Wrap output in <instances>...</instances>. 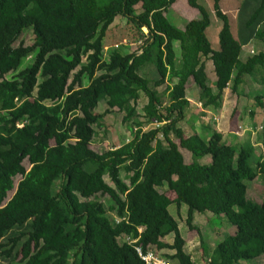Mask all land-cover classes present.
Here are the masks:
<instances>
[{
    "label": "trees",
    "instance_id": "16d2710c",
    "mask_svg": "<svg viewBox=\"0 0 264 264\" xmlns=\"http://www.w3.org/2000/svg\"><path fill=\"white\" fill-rule=\"evenodd\" d=\"M177 1L0 0V264L18 256L19 264H144L135 246L168 263L192 264L168 212L171 204L187 207L190 230L194 213L206 212L233 228L211 251L201 241L208 264L264 259V189L256 204L244 183L264 179V153L250 144H227L220 133L206 140L178 127L189 106V81L202 106L215 110L231 82L232 92L247 79L264 88V48L240 59L252 41L264 47V0L240 1L235 36L220 0H212L222 23L216 51L206 37L210 20L200 0H186L198 20L183 29L167 20ZM117 17L125 19L138 50L115 45L105 60L102 41ZM26 32L33 36L27 50L20 44ZM31 55L33 61L8 79ZM147 65L157 78L139 74ZM166 81L172 85L160 91ZM141 95L149 109L143 121L136 109ZM102 103L105 109L97 113L94 107ZM114 111L131 139L99 153L92 140ZM155 121L164 123L143 131ZM17 176L27 191L5 202ZM165 185L173 200L159 191ZM168 237L171 243L164 241ZM166 250L172 253L159 255Z\"/></svg>",
    "mask_w": 264,
    "mask_h": 264
},
{
    "label": "rangeland",
    "instance_id": "374dc122",
    "mask_svg": "<svg viewBox=\"0 0 264 264\" xmlns=\"http://www.w3.org/2000/svg\"><path fill=\"white\" fill-rule=\"evenodd\" d=\"M241 0H220V8L223 13H225L230 21V27L231 32L235 36L236 30H237V10L239 7V3ZM200 5H202L209 15L210 24L209 27L206 29V37L210 42L212 50H218L219 44H218V33L221 29V21L216 17V14L213 10V2L212 0H200ZM165 17L167 20L174 26H176L178 29H183L184 25L191 21V20H198L201 16L197 9L191 8L188 6L186 0H178L173 5L170 6L168 11L165 13ZM130 31L125 25V19L121 17H117L113 23V25L110 27L109 31L107 32L106 36L104 37L102 43L103 46H105L104 49V59L108 60V56L110 51L115 48V45L118 46V48H122L124 52L127 53H134L138 50V45L136 43H132L130 38ZM21 41V43H20ZM19 43L23 45L24 49H29L33 44V36L30 32H26L21 37V40ZM18 43V44H19ZM17 44V45H18ZM178 43H175V51L178 54ZM263 45L258 43L257 41H252L247 46L243 48V55L244 54H250L255 55L263 50ZM242 55V57H243ZM34 56L31 55L28 58L24 59L18 68V70L10 74L7 78L9 79L12 75L16 74L17 72L23 70L29 63L33 61ZM242 61H245L244 57ZM212 67V65H211ZM139 74L146 76L148 78H157V72L155 68L150 65L145 68H142L139 72ZM207 77L208 81L211 84H214L215 76L214 72L211 71V68L207 70ZM192 84L191 81L187 83V89H188V95L191 97L193 101H196V106L192 105L187 113L185 114V119L182 123L179 124V128L182 129L185 135H191L195 131H197L198 134H202L203 136L209 135L207 129L215 128L216 126L220 125V117L213 116V108L208 107L205 110H203L200 107L199 102H197L196 95L193 97V91L194 87H190ZM211 84V85H212ZM83 85H86V81L83 82ZM193 89V91H192ZM261 86H258L253 82L251 79H247L244 84H241L238 86L236 93L241 94L238 96L237 100H235V105L232 104V98H234V93L232 92V82L229 84V86L226 89V94L224 97V106L225 111L223 116H227L230 110V116L234 114V116H237L239 114V111H243L241 120L249 121V123L244 124V122H239L243 127L240 129V135L242 136L245 141H243L242 147L246 146V144L253 145L254 147V141L250 136H252V132L255 133L253 136H257L258 140L261 138H264V119L260 122L262 125L256 126L254 129L252 128L255 124L254 118L251 119L249 111L251 109V105L253 108H255L258 104V102L255 100L256 96H262L261 93ZM160 91L165 90L164 86H162ZM259 94V95H258ZM195 106V107H193ZM233 108V110H232ZM95 111L97 113H102L105 109L104 104H98L94 107ZM136 109L137 112L141 118V121H143L145 117V113L148 112V105L147 100L141 95L140 98L136 101ZM203 110V111H202ZM213 124V126H211ZM192 125H194V130H192ZM211 126V127H210ZM147 128H144L143 131L146 129L152 127L151 125H147ZM238 127V126H237ZM237 127L235 129H237ZM245 128H249V130H245ZM252 128V131L251 129ZM137 128L133 125V132H135ZM196 129V130H195ZM244 132V133H242ZM258 134V135H257ZM201 135V136H202ZM210 136V135H209ZM205 138V137H203ZM209 138V137H208ZM208 138H205L206 140ZM131 139V131L127 128L126 125L122 123L121 115L117 112H113L105 117V125L102 128L96 129V135L94 139L92 140L91 148L95 151H98L99 153H102L106 150H112L114 146L122 145L126 143L128 140ZM174 140V138H173ZM264 141V140H263ZM176 142V141H175ZM260 144L262 143V140H259ZM50 144H53L52 142ZM257 154H263L264 148L263 146H255L254 147ZM181 154L184 157V161L186 164L191 163V155L188 153V151L180 149ZM201 163H207V159L204 158L200 160ZM23 167L25 170H28L30 168L27 160L23 161ZM120 176L122 179H124V173L121 172ZM104 180L106 183L111 184L109 179L107 177H104ZM20 176H17L14 178V185L13 190L7 194V198L5 202H7L16 191L22 190L27 191V187L21 188L20 187ZM128 183V181H126ZM246 189H247V199L249 201H252L256 204H260L263 200V189H264V179L262 177H257L253 181H245ZM159 191L164 192L166 196L173 200L175 198L174 194L172 192H169L166 185L162 188H159ZM99 201V198H98ZM103 202L105 205H107L106 199H100V202ZM169 214L178 221V228L181 232L182 237L185 240V246L184 250L186 253H188L191 256L192 264H208L207 258L203 255V250L201 246V241L207 246L208 250L211 251L214 246L221 241L224 236L229 233L231 234L233 231V228L230 226V224L225 220L224 216H222L224 219L220 223H218L213 215L211 213H204V214H198L194 213L193 215V221L192 225L195 227L194 230L188 229V227L185 224L186 214H187V207L185 205H181L180 209L177 210L175 204H171L168 207ZM110 216V215H109ZM165 242L171 243L172 237H168L164 239ZM6 242V239L3 241ZM11 245H8L7 247L3 248L5 250L10 249ZM3 249L1 251H3ZM171 254V251H161L159 255L162 254ZM20 256H18L15 261L12 264H19ZM170 264H177L176 261L170 262ZM239 264H264V259L256 260L253 262H246L242 261Z\"/></svg>",
    "mask_w": 264,
    "mask_h": 264
},
{
    "label": "crops",
    "instance_id": "0c3cea01",
    "mask_svg": "<svg viewBox=\"0 0 264 264\" xmlns=\"http://www.w3.org/2000/svg\"><path fill=\"white\" fill-rule=\"evenodd\" d=\"M247 46V45H246ZM245 47V46H244ZM243 47V48H244ZM175 48V47H174ZM243 48H242V53H241V57H240V59L242 60L243 59V57H244V59L246 60L249 56H250V54L248 55L247 53L246 54H244L243 55ZM242 55H243V57H242ZM211 62H207L206 63V73H207V70L208 69H210L211 68V71L213 72V66L211 67ZM213 83V82H212ZM211 83V84H212ZM210 83H209V86L212 88V90L214 91V86H213V84L211 85ZM171 86L172 84H170V81H166V83L163 85L164 86V89H166V87L167 86ZM257 85V84H256ZM187 86L188 85H186V98H187V100H188V102H189V106H188V108H187V110H186V115H187V113H188V111H189V109H190V107L192 106V105H195L196 106V101H193L192 99H191V97H189V95L187 94L188 93V89H187ZM259 86V85H258ZM190 87H194V85H193V83L191 84V86ZM261 94L260 95H262V96H256V97H258L259 99L258 100H256L257 102H258V104H257V106L255 107V108H253V106H255L254 104L253 105H251L252 107H251V109L249 110V111H247L248 113H249V115H250V117H251V119L252 118H254V120H255V124L256 125H253L252 126V128L254 127H256V126H260V125H262L260 122L264 119V88L261 86ZM193 89H194V91H193ZM192 89V91H193V97L196 95L197 97H195L196 99H197V102H199L198 103V105L200 104V107L203 109V110H205L206 108L205 107H203L202 106V104L200 103V101H199V98H198V96H199V93H198V90L194 87ZM226 91V90H225ZM224 91V93H223V96L226 94V92ZM234 93V98H232V104H236L235 103V100H237V98H238V96H240L239 94H237L236 92H233ZM259 95V94H258ZM255 97V98H256ZM224 97L222 98V102H221V106H220V108L219 109H214L213 110V116H215V117H217V116H219L220 117V119H221V121H220V125H218V126H216L215 128L213 127L212 129H207V131H208V134L210 135L212 132H216V133H220L222 136H223V140L225 141V142H227V144H230V145H232V146H240V147H242V144H243V141H245V139H243L242 138V136H239L240 135V129L243 127L241 124H239V122H244V124H246V123H249V121H245V120H241V117H242V114H243V111H239V114H237V116H234V114H232L231 116H230V110H229V113L227 114V116L225 117V116H223L222 114H224L225 112H224V110H225V106H224ZM195 106H193V107H195ZM202 110V111H203ZM232 110H233V108H232ZM225 111H227V110H225ZM226 114V113H225ZM224 114V115H225ZM263 118V119H262ZM211 126H213V124H211ZM210 126V127H211ZM238 126V127H237ZM192 127V130H194V125H192L191 126ZM237 127V129H235ZM252 128H250L251 129V131H252ZM253 128V129H254ZM196 130V129H195ZM245 130L247 131V130H249V128H245ZM194 133H196V134H198L197 133V131H195ZM242 133H244V132H242ZM193 134V133H192ZM191 134V135H192ZM252 134L254 135L255 133H253L252 132ZM198 135H202V134H198ZM209 135H205V136H203V137H205V138H208L209 137ZM250 136V138H252V140L254 141V147L255 146H263V148H264V144H260V142H259V140H262V143H264V138H261V139H259L258 140V137L257 136ZM258 135V134H257ZM186 136H190V135H186ZM247 145V144H246ZM252 147H253V145H252ZM256 152V151H255ZM184 158V157H183Z\"/></svg>",
    "mask_w": 264,
    "mask_h": 264
},
{
    "label": "built area",
    "instance_id": "2783aa9c",
    "mask_svg": "<svg viewBox=\"0 0 264 264\" xmlns=\"http://www.w3.org/2000/svg\"><path fill=\"white\" fill-rule=\"evenodd\" d=\"M164 123V122H163ZM163 123L161 122H153L152 127L158 128ZM141 231V230H139ZM128 243H135L136 241H130L128 238L125 239ZM134 250L138 256V258L144 263V264H170L167 261L159 258L156 256L152 251L150 250H143L140 246H135Z\"/></svg>",
    "mask_w": 264,
    "mask_h": 264
}]
</instances>
